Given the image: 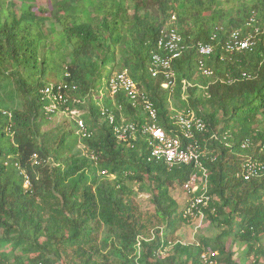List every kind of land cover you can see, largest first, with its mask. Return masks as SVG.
<instances>
[{
	"label": "trees",
	"instance_id": "16d2710c",
	"mask_svg": "<svg viewBox=\"0 0 264 264\" xmlns=\"http://www.w3.org/2000/svg\"><path fill=\"white\" fill-rule=\"evenodd\" d=\"M132 2L128 17L122 0H103L95 12L89 5L95 0H52L39 14L32 5L19 14L13 2L0 0V264H203L200 255L208 250L217 253L215 264H239L226 247L232 238L246 245L252 264H264V175L245 181L241 169L264 159L258 146L264 144V30L251 50L234 53L223 49L228 36L216 30L221 23L246 34L252 11L264 19V0ZM172 16L184 49L172 62L173 87L163 89L148 62L160 53V30ZM214 33V52L203 59L198 44ZM202 59L210 77L198 71ZM112 62L128 70L148 102L134 104L120 91L115 106L106 103L110 119L101 117L93 91ZM61 74L77 87L72 96L87 101V137H75L73 124L43 130L41 90ZM182 112H194L205 130L190 139L180 134ZM147 122L178 136L184 147L197 145L203 167L149 161L148 137L141 135ZM130 126L135 140L119 141L116 128L128 135ZM246 139L251 147L241 151ZM79 143L85 155L73 152ZM192 175L202 179L195 193L187 192L190 201H206L196 214L201 210L221 232L199 246L172 244L168 236L191 219L189 202L181 208L170 189L185 187ZM132 184L151 195L154 212L138 207Z\"/></svg>",
	"mask_w": 264,
	"mask_h": 264
},
{
	"label": "clouds",
	"instance_id": "9594fccd",
	"mask_svg": "<svg viewBox=\"0 0 264 264\" xmlns=\"http://www.w3.org/2000/svg\"><path fill=\"white\" fill-rule=\"evenodd\" d=\"M10 2H12V1H10ZM114 2L117 3V2H120V0H114ZM127 3H131V6H133L132 0H122V6L124 8V11L127 9L126 8ZM25 4H26V6H24ZM29 5L34 6V11H36L39 14L38 10L39 9L41 10V8H39V7L36 8L33 0H22L20 3V8L18 10H16V5H15V10L17 11V13L20 14V9L27 7ZM41 11H43V10H41ZM251 13H252V15H251L250 19L248 20L247 25L252 27V29L249 32H247L246 34H243V27L232 29L229 31H225V30H223V26H220L221 23L216 25L218 27V28H216L217 31H219V32L223 31L228 36V41H227L226 45L223 47L224 50H226L227 52H230V53L231 52H233V53L234 52H243L246 50H251L255 46V44H256L255 42H257L256 41L257 35L261 34L262 30H264V19H260L259 15L257 16V14L254 13V11H252ZM104 15H105L104 13L103 14L102 13L97 14V16H101V17H103ZM126 15L129 17L128 11H127ZM175 19H176V17L172 16L170 21L168 22V24L165 25L164 28H162L160 30V38L157 42V48L159 49L160 53L159 54L153 53V55H151V57H150V61L148 62L149 63V67H148L149 68V74L151 75V77L153 79H158L159 77L163 79V83L161 85L163 89H169L170 87H173L174 81H175L174 80L175 75L172 73L173 72L172 71V65H173L172 62L178 60L181 57L182 51L184 49L183 38L180 34V30H179V28L174 27ZM215 38H216V33H214L212 35L211 40L208 43L200 42L198 44V53L203 59L211 56L212 53L214 52V43L213 42H214ZM242 43H246L247 47L241 48ZM203 48H209L210 52L207 54L202 53L201 49H203ZM116 59H119L118 55H117ZM203 59L197 60L198 71L201 72L203 75L210 77L212 75V72L210 69L205 67V62H203L204 61ZM68 60H70V59L68 58ZM163 62L169 63V67L164 68ZM114 63L115 62L109 63L110 65L106 66L104 69V73L107 70L111 72V74L107 80V83H106V89H107L106 99L103 100V95L101 94L103 92V90L101 89V83L103 81L104 74H103V78L100 81V83L98 84L97 88L93 91L94 92V94H93L94 104L96 105V107H98L99 112L101 114V117H106V118H110V119H111V117L113 118V112L110 110L109 107H107L106 103L108 101H110V102H112V105L115 106V104H113L115 102V100H114L115 95H117L120 91H123V90L126 91V93L130 96L129 99H131V101H133L134 104L138 103L137 101L139 100V98L142 101H144L143 98H145V95H143L142 90H141L142 87L140 88V86L131 79V77L128 74V70H126V69L122 70V71L118 70L117 68H115L116 64H114ZM57 77H59V75ZM126 81H130L134 85L133 91L136 93V98L132 97L131 91L127 90L124 86H122V85H124V83ZM47 83L48 84L45 85V87L41 90V95L43 96V99L41 101L43 102V107H44L43 109H44L45 113L47 114L46 115L47 118L50 116H54L55 114H58L59 110H62V109L68 110V112H73L74 110L81 112L80 108L70 109L67 106L68 104H80L81 106L83 104H85L88 107L87 101L80 102L78 98H75L72 96V93L77 90V87L75 85H72L71 83H67L63 80L58 81L53 77H52V80H49ZM96 96H98V98H100V99L96 100ZM83 110H85V109H83ZM82 113L83 114H81L79 116L80 121L75 120L73 125H74V129L76 128L75 133H76V131L79 132L78 136L87 137L88 132H87V127H86V122L84 120V117L89 115V111L86 110L85 113L84 112H82ZM72 114L75 115V113H72ZM185 115H194L196 118H198L194 112H189L187 114L182 112L181 114H179L177 116V123H178V118L180 116H185ZM155 118H156V114H155ZM155 118L154 119L152 118V119L155 120ZM80 123L83 124V128L80 126ZM145 125H147L149 127H157V128L162 129L161 127H158L157 125L149 124L148 122L143 124L141 126V128ZM117 129L118 128H116V130ZM80 130L82 131V133L80 132ZM162 130L165 132L164 129H162ZM165 134H166V132H165ZM180 134H182V131ZM141 135H143L142 132H141ZM182 135L184 136V134H182ZM143 136L148 137V142H150L152 135L146 134ZM135 137H136V135H135ZM127 140L125 141V140L119 139V141H122V142H124V141L127 142ZM133 140H135V139H133ZM244 142H248L249 144L251 143L249 141V139H246L245 141H243L241 143V145ZM258 146L260 147V144H258ZM249 147H251V146H249ZM260 148L262 151L261 154H263L264 153V144ZM36 159H37V157L35 156L34 160L36 161ZM149 161H150V159H149ZM153 162H155V161H153ZM261 162H264V159L261 160ZM261 162H259V163H261ZM6 165H7V163H6ZM262 175H264V172H261L258 177H260ZM258 177H255V178H258ZM255 178H253V179H255ZM25 184H28L27 186H25V188L30 187L28 178H26ZM197 216L198 215L195 212V216H193V217L185 216V217L186 218L188 217V218L194 220Z\"/></svg>",
	"mask_w": 264,
	"mask_h": 264
},
{
	"label": "rangeland",
	"instance_id": "374dc122",
	"mask_svg": "<svg viewBox=\"0 0 264 264\" xmlns=\"http://www.w3.org/2000/svg\"><path fill=\"white\" fill-rule=\"evenodd\" d=\"M15 3L16 5V10H18L20 8V3L22 0H9ZM51 1L52 0H33L34 5L36 6V8H41V10L45 11V10H49L51 8ZM103 0H95V4H89L91 7L90 9L92 11L95 12L96 7L98 6V4L102 3ZM84 8L83 6H79V8L76 10L79 14L82 12ZM126 8L128 9L129 14L131 15L134 11V9L131 6V3H127ZM155 11V9H154ZM96 14H100L99 11L97 10ZM111 72L110 71H105L104 73V78L103 81L101 83V89L103 90V92L101 93L103 95V100L106 99V93H107V89H106V83L107 80L110 76ZM52 77L55 78V75L49 77V80H52ZM62 80V74L59 75L58 77V81ZM100 98H98V96H96V100H98ZM100 104V103H99ZM85 107V110H83V108H81V112L74 110L73 112H68V110H59L58 114H55L54 116H50L48 117L47 123L44 125L43 130L46 132L51 131L52 133L57 132L58 130H62V129H66L67 124H74V121H80L79 120V116L81 114H83L82 112L85 113L86 110H88L87 105L83 104ZM101 105V104H100ZM72 113H75V115H73ZM76 129V128H75ZM68 130V129H67ZM80 132L82 133V131L80 130ZM79 132L76 131L75 133V137H80L78 136ZM80 140V139H78ZM245 144L241 145L240 149L241 151H247L249 146H244ZM262 143H260V147H262ZM74 153H76L77 155H85L86 154V149L83 146L82 143H79L76 146V149L73 151ZM262 153V151H260V154ZM250 162V161H249ZM244 164L242 165L241 168H243ZM104 173V172H103ZM196 175H192L190 177L189 183H192L191 187L189 185L190 188V192L191 193H195L196 192V187H198V184L201 181V177H197V181L196 183H194V179H195ZM202 184H204L202 182ZM28 184H25L24 186H27ZM133 187V191L135 193L134 196V201L139 205L138 207H140V209L143 212H154V205L150 202V197L151 195L149 193L146 192H139V184H132ZM188 189L185 187L183 188H179V187H173L170 189V194L172 196V198L177 201L181 206L185 204V202H189L188 204L191 205V201L189 196L187 195V191ZM187 204V205H188ZM188 205V208L185 210V216L186 213L188 212V209H190L191 206ZM184 207V206H183ZM200 214L193 220L191 219L190 223L187 225H182L180 227L179 230H177V232L172 233L168 236V240H170V242L173 244L174 242L178 241L179 243H182L183 245H200L199 240L205 238V237H209V236H214L215 234H218L219 232H221V230L217 229L215 227V225H211L209 223V221L206 218V215L204 213H202V211L200 210L199 212ZM238 221V220H237ZM104 233V232H103ZM104 236V235H103ZM103 238V237H102ZM261 243V247L264 249V236L262 237V239L260 240ZM226 247L227 250H230L233 253V259L234 261H239V264H252L253 260L252 257L248 256V248L246 247V245L244 243H242L241 241H238V239H229L226 241ZM137 253L139 251V245H137ZM205 253L208 254H213V252L211 250H208L207 252H202L200 257H203L205 255ZM136 254V252H135ZM160 254L162 256H164L165 252H160ZM215 255H217L216 252H214ZM134 257V254L130 255V259H132ZM202 259V258H201ZM201 261V260H200Z\"/></svg>",
	"mask_w": 264,
	"mask_h": 264
},
{
	"label": "built area",
	"instance_id": "2783aa9c",
	"mask_svg": "<svg viewBox=\"0 0 264 264\" xmlns=\"http://www.w3.org/2000/svg\"><path fill=\"white\" fill-rule=\"evenodd\" d=\"M247 47L246 43L241 44V48ZM201 52L204 54H207L210 52L209 48H203L201 49ZM164 68L169 67V63L163 62ZM169 77V76H168ZM124 86L127 90L131 91V95L133 98H136V93L133 91L134 85L130 81H126L124 83ZM148 102V101H144ZM151 117L155 118V112H150ZM112 119V117H111ZM178 125L180 126V130L182 131V134H184V137L186 138H193V134L195 131H204L205 130V124L201 119L196 118L194 115H185L180 116L178 118ZM80 126L83 128V124L80 123ZM129 133L126 135L127 131L124 129H117V131H121V133L117 136H119L120 140H127L128 137L135 139V133L137 129L135 130L134 126H130ZM141 132L143 135L149 134L152 135V138L149 142L150 148H151V158L150 161L154 160L157 162L164 161L166 165L170 168L178 165H187V166H194L196 169L202 168L203 163L201 161L200 152L198 150L197 145H187L184 147L181 139L178 136H169L165 134V132L157 127H149L147 125L143 126L141 128ZM244 146H250L248 142H244ZM242 144V145H243ZM243 178L245 181H250L255 177H258L261 172H264V162H248L245 163L243 168ZM197 180V177L195 176L194 183ZM189 185L191 187L192 183H187L185 186L188 189L187 191H190ZM194 188V187H193ZM199 187H196V191ZM191 206L190 209H188V212L186 213V216L193 217L195 216L196 210L200 207V205L206 204V201L204 197L198 198V200H194L190 203ZM215 254H208L205 253L203 257H200V260L203 264H215V262L211 259L214 257ZM202 258V259H201Z\"/></svg>",
	"mask_w": 264,
	"mask_h": 264
}]
</instances>
